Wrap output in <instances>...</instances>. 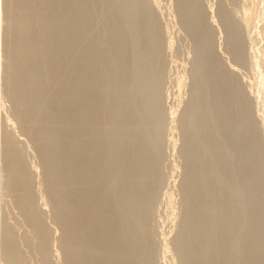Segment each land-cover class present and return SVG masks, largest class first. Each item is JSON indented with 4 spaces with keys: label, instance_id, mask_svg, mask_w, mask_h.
I'll use <instances>...</instances> for the list:
<instances>
[{
    "label": "rangeland",
    "instance_id": "obj_1",
    "mask_svg": "<svg viewBox=\"0 0 264 264\" xmlns=\"http://www.w3.org/2000/svg\"><path fill=\"white\" fill-rule=\"evenodd\" d=\"M0 1V30H4V35L0 32V238L6 237L8 249L7 253L0 247V264H74L76 254L83 259L79 264H89L86 254L97 251L104 259L108 247L102 246L99 233L108 219L94 216L96 228L88 236L87 248L81 233L85 219L77 214L72 220L66 208L75 214L77 202L97 206L98 198L110 199L111 189L122 185L124 174L117 166L122 158L131 157L125 150L131 140L128 133L137 126L146 129L133 142L144 154L156 155L145 165L154 166L156 175L150 176L145 189L129 192L142 198L140 203L151 196L141 241L151 264H264V243L253 239L264 235V224L252 231L253 221L264 217V0H77V5H85L77 10L68 0H52L49 5L50 0H25L27 9L20 0ZM30 21L35 24L23 26ZM44 21L58 36L53 32L42 45L45 50L37 52L29 43L35 42ZM19 46L27 49L22 63L14 55ZM52 47L56 52L49 54ZM136 50L145 56L142 69H151L159 78L154 147L147 108L139 115L117 111L128 105L122 88L129 83ZM76 80L77 95L85 87L94 91L84 98L85 107L93 109L94 137H82L88 122L77 114L79 157L77 163L61 166L51 159L63 157L74 143L69 132L75 105L66 97L72 96ZM57 95L59 101H54ZM223 108L236 110L230 121ZM77 111L81 112L78 105ZM236 112L248 116V135ZM234 132L255 142L256 153L245 165L240 153L249 144L237 145ZM45 134L53 137L46 143ZM203 144L212 148L208 156L199 153ZM211 160L226 181L216 185L213 179L201 186L199 180L209 173ZM74 168L77 188L69 192L62 175ZM255 175L260 185L249 184L250 191H242ZM10 178L19 182L11 185ZM229 184L241 194L228 195ZM61 189L69 193L63 206L58 200ZM254 189L261 204L249 211L245 202ZM211 191L216 200L210 202ZM216 206L218 219L228 221L217 229L220 238L210 233ZM67 230H76L77 237L73 233L67 238ZM250 237L253 249L245 246Z\"/></svg>",
    "mask_w": 264,
    "mask_h": 264
},
{
    "label": "bare ground",
    "instance_id": "obj_2",
    "mask_svg": "<svg viewBox=\"0 0 264 264\" xmlns=\"http://www.w3.org/2000/svg\"><path fill=\"white\" fill-rule=\"evenodd\" d=\"M35 1L37 3V0H33L34 3H35ZM19 2H20V4L22 3L23 5H25V9L28 8L26 6V1L25 0H20ZM50 2L53 3V1L50 0L48 2V5L51 4ZM68 2H69V4H71L74 7L73 10H75V9L77 10V7L79 9H82L85 6L84 4L82 5L81 2L77 5V0L76 1L68 0ZM191 5H193V4H191ZM89 8L87 9V11H89ZM49 9H50V7H49ZM196 9L197 8L194 6L193 7V13H195V11H197ZM34 11H35V9H34ZM43 12H45V9H44ZM42 16H43V18H45L44 15H42ZM50 17H51V15H50ZM47 18H49L48 17V13H47ZM25 22H27V21H25ZM44 23H45L44 26L41 27V30L39 31L38 35L35 37V39H36L35 42L33 44L29 43V48L35 47L36 48L35 50L37 52L38 51L41 52V51L45 50L44 47H42V45L45 46L46 39L48 37H51L53 32H56L55 29L51 25L49 26V22H48V24H46V21H44ZM71 23H73V22H71ZM34 24H35V22H33V21L31 22L30 21L28 25H23V26H25L28 29ZM53 24H56V22L53 23ZM1 25L2 24H1V21H0V26ZM66 26H67V24H66ZM18 28L21 29L22 26L21 27L18 26ZM22 30H24V29L22 28ZM22 30L20 32H23ZM0 32H1L2 35H4V30L1 29ZM56 36H58L57 32H56ZM75 43H77V36L75 37ZM22 47L23 46H19V51H18L17 55H16V53L14 54L15 55V59L17 61L20 60L21 63H22L21 59H23L24 55L27 52V49L22 48ZM235 47H234L235 48V52L238 53L239 49H238L237 46H235ZM135 49H137V48H135ZM54 52H56V51L52 47V49L49 51V54H54ZM144 57L145 56H143L141 52H137V50H136L135 54L133 55V58H131L130 62H131V67L132 68H131V73H130V76H129L130 77L129 78V83L128 84H124L126 86H124L122 88L124 90V94L123 95H125V99H126V97L128 98V100H126V104H128V105H126L124 108L118 106L117 107V111H121V112L125 111V112H127V110H128V112H129V111L133 110V112H136V114L139 115L141 113H144L143 111H145L146 108H147L146 111H148L149 114H150L149 115V117L151 119L150 123H151V126H152L153 135H154L153 138H152V143H154V145H153V147H154L155 144H156V136L158 134V126H159V119L157 117V112L159 110L158 109L159 95H158V92H157L159 78H158L156 72H155L156 76L153 75L151 69L150 70H147V69L143 70L142 69L143 68V63H145ZM51 62H53V61H51ZM13 67H14V65H13ZM47 68L48 67H46V70H47ZM46 74H47V79H51L50 78L51 71L49 70V68H48V71H47ZM84 76L88 77L87 74H85ZM78 89H79V84H78V81L76 80V82L74 83L73 92L71 90V92L73 93L72 96L71 97H66V98H68L67 99L68 102H71V103H73L75 105V110H74L73 115H72L73 116V120H74V127H72L71 131L69 132L70 133L69 135L72 137V140L74 142L73 146L71 144L72 147L70 148L69 146H66L64 144L65 147H64V145H63V147L64 148H66V147L70 148V152L64 153V155H62L63 157H58V156H54L53 155V159H51V161H54V162H56V164H59L61 166H63L64 164H67L69 162L77 163V158L79 157V153H78L79 151H77V114L80 117H83L86 122H88V125L85 127L86 129L82 131V133H84V135H82V137H84L86 135L87 137H89L91 139L92 136H93V133H92V122H91V118L93 119V109H91L90 106H88V107L86 106L85 107L84 98L86 96L89 97V98H90L91 95L93 96V92L94 91H93V88L91 89V87H88V88L85 87L83 92L81 93V95H77L78 94L77 93ZM119 90H120V86H119ZM235 95L236 94H234V96ZM52 99H54V101L55 100L59 101V95L54 96ZM135 99H137L136 102L133 101ZM234 99H235L236 102L240 101V100H238L237 96H235ZM140 100H141V103H140ZM129 102H131L132 105L134 106V107H132V109H130L131 108V105H130L131 103L129 104ZM77 105H78V108L81 107L82 114H81V112L77 111ZM26 106H28V105H26ZM236 106H237V104H236ZM224 107H225V105H224ZM234 107H235V105H234ZM235 108L237 109V107H235ZM238 109H240V107ZM224 110L225 111L227 110L226 111V114H227L226 118L230 121L231 114L233 115V112L236 111V110L233 109L232 112L229 111L228 108L227 109L225 108ZM224 110H222L221 113L225 114ZM29 112L31 113V110H29ZM239 112H240V110H239ZM72 116H70V117H72ZM237 116L239 117L242 126H244V127H242L243 128L242 130H244L243 132L246 133L247 131H249L248 129L250 127L249 126L250 124L247 122V120L249 119L248 116H245V115L239 114V113H237ZM21 117H24V116H21ZM245 117H247L248 119L246 120ZM145 129L146 128H144V127L141 128V127L137 126V128H135L130 134L128 133V136L130 135L131 140H130L129 145L127 146V148L125 150H126V152H128V154L131 153L132 155H131L130 158H127V159H123L122 158L121 162L118 161L119 164L117 166L118 169L121 172H123V174H124V177H123V180H122V185L123 186L120 185V187L117 188L122 193L119 194L117 192L119 190H117V189H116L117 191L115 189H111V191H110V199L108 201H105L103 199V196L101 198H98L97 206H95V204H93V203L89 204L88 202H87L88 205L84 204L82 206H79V204L77 202V204H75V206H73L75 208V210H77V212L75 214H73L74 211L71 212L68 208H66L67 213L70 215L72 220L73 219L77 220V214L80 215L81 218L85 219V223H86L85 230L83 232H81V231L80 232L83 234L82 237H83V240L86 241L85 244H86L87 248L91 246V242H90L91 239L88 236H91V232L96 228V223H95L94 216H97V217L99 216L100 218H103V219L107 218L108 219L105 222L104 227L101 228L102 234L99 233V235L101 237V238L100 237L99 238H100L101 241H103L102 243L101 242L100 243L102 244V246L104 244H106V247H108L107 251H106L107 253L104 254V259H102L101 257H103V255H102L101 252L100 253L98 251L95 252V253H99V254H95V253L91 254L90 253L91 255L87 252L88 254H86L85 257H88L87 259H88L89 264H92L94 261L96 263L98 262L97 264H151L150 255L148 253L149 251L145 248L146 247L145 244L143 245L144 247L142 246V242H141L142 239H144V232L143 231H144V228H145L144 225H143V219L148 214V208H149L148 203L150 201V197L151 196L148 195L147 198H145V201L140 203V201H142V198L139 199V197H136V196L134 197V196L129 195V192H131L132 195H133L134 191L135 192L136 191L139 192V191L145 189L146 188V182L150 178V176L152 177V176L156 175V171H155V167L154 166H152L151 169L149 167L145 168V165L147 163L146 159L148 158V160L150 161L151 160V156H152V159L154 158V160H155V156L156 155H154V153H153V155H151V153L149 155L144 154V152H142V150L140 149L139 144H137V142H136L137 145H135V143L133 142V137L136 136L139 133H145ZM237 131L239 133V130H237ZM236 132H234L235 134H234V137H233V141H235L237 143V145L238 144L240 145V141H246L247 144H249L248 148H246L245 151H242L240 153V156L242 155V158H243L242 160L244 161V165H245L253 158V156L256 153V150L254 148V146H255L254 143L255 142H254L253 139H251V138L249 139L248 136L242 138L243 139L242 140L241 136L243 137V135H242L243 133L241 132L242 134L240 133L239 135H241V136H239ZM231 134H232V132H231ZM52 138H53L52 136L48 137L45 134V137L42 138V139L46 143L47 141H49ZM204 139H205V136H203L202 141ZM123 147L124 146H122V148ZM211 150H212V148L210 149V148L204 146V144L200 145V147H199V153H201L202 156H208L207 154H209V152H212ZM236 150H237V152L239 154L238 147L236 148ZM90 151H91V149H90ZM89 153H91V152H89ZM215 156H216L215 157L216 159H218L220 157L219 155H215ZM211 164L212 165H211V169H210L209 173L203 175L200 178L199 185L206 186L205 184H207L209 181H212L213 179H215V181L217 182L216 185H220L222 182L226 181L225 180V176L223 177L221 175V173L218 172L219 169H218V167L216 166V164L212 160H211ZM140 168L141 169L145 168L147 170H145L144 172L142 170L139 171L138 169H140ZM6 171H4V172H6ZM128 171H131L130 174H132L133 172L136 173V174L134 176H132L130 174H127ZM146 171H147V173H145ZM125 174H126V176H125ZM87 176L91 178V177H93V173H91V171H90V172H88ZM15 180L18 181L15 178H13V180L11 179L9 181L10 184L13 185V183L16 184V183L19 182V181L16 182ZM62 180H63V182H62L63 184L70 185L69 192L73 191L75 188H77V169L74 168L72 173H69L68 170H67L64 173V175H62ZM249 184H254V186H258L259 178L256 175L253 176L252 178H249V180H247V182L245 183L242 191H244V189L250 191V188L248 189V187H249L248 185ZM233 185H235V184H233ZM232 187L233 186H231L229 184V187L227 188L228 195L233 194L234 196H236L237 194H241V192H242L241 190L240 191H239V189L235 190ZM122 188H125L126 192H125V190L123 191ZM251 193H252L251 194V198L247 202H245L247 204V209L249 211L257 208L261 204L260 203V199H261L260 197L261 196H260L259 192L256 189H254V191H251ZM58 194L60 195V197L58 195V200H60L61 205L63 206L64 203H65L64 200L66 199L67 195H69V193H68V191H66L64 189H61V190H59ZM207 196H208L210 202L213 201V200H216V193L215 192L211 191V192L207 193ZM239 202H240V200H239ZM21 203L23 204L24 200H22ZM107 204L109 206L108 208H110L109 216H107L105 214V212H106L105 208H106ZM237 205H238V203H237ZM60 209H63V208H60ZM23 210L28 213V210L26 209V206H23ZM137 215H138V217L135 218V219H138V220H135L134 216H137ZM218 215H219V207L216 206L214 208V210L212 211V213H211V217L214 218L215 221H213L212 222V226H210V233L213 235V237H216V238H220L221 237L220 235L217 234L218 227H220V225H223L224 223H228V221L221 222L218 219ZM233 218L237 219L238 216L235 217V214H234ZM263 218L260 219V220H257V221L256 220L253 221V225H252V229L253 230L252 231L257 230L258 226L260 225V223L264 224V219ZM138 221H139V223H138ZM1 227H2V225L0 224V236H2V229H3V227L2 228ZM106 231H108V235L107 236H106ZM73 233H75L74 235H76V237H77L76 230ZM73 233H71L70 231L67 230L66 231L67 238L69 236H74V235H72ZM104 236L106 237V240H105ZM5 238L4 237L0 238V247H1V249L4 248V252H7L8 249H7V247H5V245H6V243H5L6 239ZM251 238L252 237H250V239H247V242H245V246L247 248L253 249V245H251V244H253V241H251ZM253 239L257 243H261V242L264 243V235H261V236L258 235L256 238L253 237ZM143 248H145V250ZM77 253H78V251H77ZM252 256H254L253 253H252ZM246 258H250V255H248ZM82 260L83 259L78 257V255L76 254V257L74 259V264H79ZM227 263H228V261L223 262V264H227ZM239 263L240 262H238V264ZM216 264H218V263H216Z\"/></svg>",
    "mask_w": 264,
    "mask_h": 264
}]
</instances>
